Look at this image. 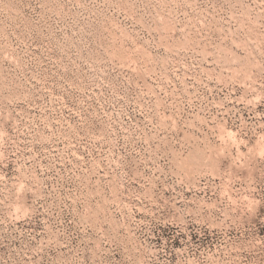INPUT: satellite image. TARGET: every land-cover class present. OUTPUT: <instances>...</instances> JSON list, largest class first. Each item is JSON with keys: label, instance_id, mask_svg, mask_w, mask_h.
<instances>
[{"label": "rangeland", "instance_id": "rangeland-1", "mask_svg": "<svg viewBox=\"0 0 264 264\" xmlns=\"http://www.w3.org/2000/svg\"><path fill=\"white\" fill-rule=\"evenodd\" d=\"M0 264H264V0H0Z\"/></svg>", "mask_w": 264, "mask_h": 264}]
</instances>
